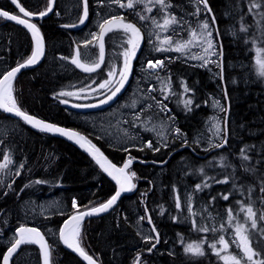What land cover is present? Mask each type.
<instances>
[{
  "label": "trees",
  "instance_id": "16d2710c",
  "mask_svg": "<svg viewBox=\"0 0 264 264\" xmlns=\"http://www.w3.org/2000/svg\"><path fill=\"white\" fill-rule=\"evenodd\" d=\"M93 1L89 0V19L95 15ZM181 1L172 0L174 8ZM207 2L211 13H205L210 23V16H215V28L219 31V36L216 37L218 51L222 50V56L218 59V64L222 65V68L217 69L219 77L215 80L206 69L182 61L165 60L166 57L160 54L145 53L142 59L141 51L138 50L136 59L141 58L143 62L135 63L134 58V66L142 65L150 59L164 58L166 68L160 72L169 74L170 80L176 81L178 77H182L184 82H188L193 104L189 107L191 110L185 109L170 101L165 93L163 96H167V99L161 97L159 100H163L170 108L169 114L172 118L175 117L180 133L169 136L166 143L155 142L149 135H143L145 143L152 142V148L137 142L136 145L127 147L128 151L116 147L92 131L85 121L86 116H82L88 112L87 107H74L78 104H95L110 94L109 90L105 89L104 96L97 98L104 90L93 91L98 83L105 80L104 69L110 67L108 64H104L99 72L85 73L71 63L77 48L80 49L82 62L94 60L93 55H87L85 52H95L97 47H83V41L91 39V36L87 38L86 32L83 31L87 20L80 24L81 12L77 7L69 9V0H56L53 13L35 22L44 37L45 56L37 67L22 71L15 78L13 94L18 106L42 120L81 133L117 166H121L129 156L136 160L131 165V170L137 174V178L133 180L136 188L122 196L117 206L108 214L88 219L81 224V246L99 264H133L138 253L146 264H222L208 249L207 244L204 245L207 254L203 257H192L184 253L185 244L198 242L205 237L209 241L215 238L212 233L193 230L192 220H198L197 215L190 216L186 210L187 197L191 196L193 212L205 207L218 220L223 217V212L228 207L238 211L236 200H247V192L241 196L239 191L233 189L231 180L227 184L209 180L211 186L203 188L202 191L196 190V184L202 183L205 177L223 180L230 176L233 169L223 167L230 164L236 167L239 179L235 180V183L238 186L243 184L246 189L257 185L258 180L240 168V149L246 145L249 146L248 154L252 157L250 163L264 171V77L259 75L256 64V49L264 48V44L260 43V32L257 30L255 18L248 13V0ZM20 3L32 12L42 11L47 6V0H20ZM0 9L17 14L8 0H0ZM120 11V15L136 24L132 10ZM137 23L141 27L138 21ZM71 24L77 26H63ZM242 24L249 27L247 33L240 30ZM253 36L257 39L255 45L251 39ZM118 39V31L109 33L105 39L106 63L116 64L117 69L121 52L125 49L124 47L121 51L115 50ZM32 50L31 39L23 29L0 19V57H4L0 74L18 63H23ZM261 55L264 56V53ZM65 57L68 59H64ZM81 88L85 91L81 92ZM61 92H71L73 95L61 96ZM213 95L219 96L223 109H228L226 121L225 110L222 113L225 130L223 135H227L228 144L219 149L213 146H197L194 139V135L203 131V121L210 114L208 98ZM116 98L121 99L119 96ZM62 100H67L68 103H61ZM0 116L12 123L2 138L7 142V148L11 149L13 161L8 166V171H11L13 176L1 184L0 190V234L3 237L0 240H4L20 225H33L47 235L50 264H83L75 254L59 244L51 230L59 228L68 216L77 212V209L71 208L73 200L77 202L79 211H85V206L91 208L107 201L115 191L114 185L89 157L71 144L1 113ZM155 148L160 150L154 151ZM222 157L225 159L222 160ZM257 161L261 163L257 164ZM159 163L163 165L158 166ZM20 164L24 167L20 168ZM17 171L20 172L18 176ZM256 175L259 176V172ZM36 180L47 183H33ZM229 193V200H223L222 195ZM48 195H58L63 199L65 210L62 213L41 215L38 211L28 214V220L18 213L17 206L22 201L32 197L42 200L41 198ZM260 195L257 187L253 199ZM176 196L181 199L180 209L176 208ZM212 197L216 199L213 200ZM257 207H260L258 199ZM146 209L160 239L151 253L146 251L150 245L145 242L131 247L137 241L136 236L140 234L137 230V217L145 216ZM142 223L150 229L147 220ZM141 235L145 236L142 233ZM4 251V246L0 243V264ZM29 259L39 264L38 252L34 245L22 246L11 264H24V261Z\"/></svg>",
  "mask_w": 264,
  "mask_h": 264
},
{
  "label": "snow or ice",
  "instance_id": "6c2138e0",
  "mask_svg": "<svg viewBox=\"0 0 264 264\" xmlns=\"http://www.w3.org/2000/svg\"><path fill=\"white\" fill-rule=\"evenodd\" d=\"M195 4V10L188 15L197 17L196 23H193L185 18V16H177L171 9L174 8L172 0H110L111 4H116L119 8L133 10L135 15L139 17L141 21H151L152 25L159 30V32L168 33V35L160 37L159 33L156 34L158 44H154V50L157 52H176L182 55L189 54L191 48L198 47L202 49V56H190L192 59H200L203 63L201 66H206L207 64L213 62L210 60L212 56H222V50L220 52L216 51V38L213 37V29L216 24V18L213 15L211 17V23L205 18L204 20H199L198 17L202 12L211 13V8L208 6L207 0H192ZM11 3L18 9L17 14H10L8 11L0 10V17H3L9 21H14L18 25H22L27 29L34 41V48L31 55L23 62L18 63V66L12 68L0 74V109H3L6 113H14L17 117H20L28 124L33 127L38 128L42 132L47 133H59L62 136H66L69 139H75L82 148L86 147L96 164L107 173L118 186L115 193L107 199L106 202L100 203L98 206L87 208L85 206V211H79L77 202L73 200L72 208L77 209V212L70 215L64 222L63 226L59 228V240L63 242L69 249H73L78 252L87 264H98V261L93 258L92 255L88 254L87 251L81 246V224L85 217H91L94 214H100L111 209L121 197L122 193L132 191L136 188V184L133 180L137 178L135 171L131 170V165L133 164L134 157L129 156V158L124 161L122 166L117 167L116 164L112 163L104 153L89 139L81 135L79 132L67 130L58 127L54 124L47 123L43 120L36 118L33 115L28 114L23 111L19 106L18 102L14 96V86L13 82L17 76V73L21 71L22 68L30 65L36 64L41 57L45 54V41L41 34V30L36 23L31 22L32 17H40L48 15L53 11V6L55 0H47V6L44 10L39 12H32L27 10L21 3L20 0H11ZM99 4H104L105 0H98ZM201 5L203 6L201 8ZM140 7L139 11L136 9ZM153 9H156L157 15H145L144 13H152ZM248 13L252 14L255 18V23L257 30L260 32L261 40L260 43L264 44V0H248ZM22 14V15H21ZM89 17V0H83L82 3V16L79 18V23L83 24L85 20ZM243 19V17H241ZM64 27H76L77 25H63ZM241 31L247 33L249 27L247 25H241ZM121 32V43H126V47L122 53L123 55V67L117 73L116 69L113 67L108 72V79L103 82L98 83L97 88L93 91L108 89L110 94L106 96L105 99L100 100V104L108 103L113 100L124 88L125 83L128 80V76L132 70V60L136 58L137 51L141 47V43L144 39V35L141 27L137 24L127 20L124 15L114 14L109 18H105L102 23L99 24V32L92 33L91 39H85L83 41V47L87 48L89 46L97 47L99 49L98 58L96 60H90L88 62H82L80 49L77 48L75 56L71 59V63L77 68L81 69L85 73L96 72L97 69L101 67L104 63L105 57V36L113 32ZM217 31V37L219 36V31ZM181 33H186V38L181 36ZM252 43L255 45L257 39L255 36L252 38ZM248 42L247 40L245 41ZM257 57L256 64L258 66L259 75L264 77V48L256 49ZM64 59H68L65 57ZM171 58L166 57L165 60L170 61ZM165 60L157 59L155 61H147L146 69L149 71L150 75H156V78L160 80L158 74L152 70H163L166 68ZM217 67H221V64H217ZM119 75L120 79L116 81L114 87L113 80ZM221 78L222 75H221ZM170 81V77L167 78ZM96 83V81H93ZM89 87H91L89 85ZM81 92L85 91L84 88L80 89ZM184 91L190 92L191 89L187 88L185 85ZM61 96H72L71 92H61ZM225 96L227 93L225 92ZM151 99L156 101V104L160 107L161 111L167 110V105L163 103V100H156L155 97ZM167 99V96L164 97ZM61 103L67 104V100H62ZM185 106L188 107L193 104V100L188 98L184 101ZM219 106V101L215 102ZM136 102L133 101L132 107H135ZM96 105L89 104H78L74 107H95ZM198 106V105H197ZM149 108L152 105H148ZM143 110V109H142ZM189 110H191L189 108ZM225 109L221 108V111ZM135 119H140L139 115H136ZM225 130L221 129L219 125H216L217 136H220V142L213 145L215 148H223L228 144V137L226 134L221 136V132ZM176 133H180V129H175ZM185 143H187L185 141ZM146 147L152 148V142L148 141ZM249 146H245L240 149L239 159L241 161L240 168L244 173L255 177L258 180L257 185H252L244 188L243 184L237 185L235 180L239 179L236 174L235 165L225 164L223 167H231L233 169L230 176H226L223 180H216L215 177H205L202 183L196 184L195 188L198 191H202L203 188H208L211 185L208 183L209 180H213L215 183L227 184L232 181V187L236 191H239L241 196L247 192V200L239 199L236 200V204L239 205V210L232 207H228L225 210V215L221 217L220 223L216 224H203L198 223L196 220H192V228L194 231L202 233H212L215 237L214 240L209 241L207 237L201 239L195 243H188L184 245V253L186 255H191L192 257H203L205 256L206 250L204 245L207 244L208 249L211 250L212 254L217 257L222 264H264V171L258 169L255 165L251 164L252 157L248 154ZM143 151V148L140 149ZM154 151H159V148L153 149ZM124 151H128L127 148ZM3 162L0 163V170L8 168L10 164L13 163L11 157L8 154H3ZM225 159L224 157L221 158ZM249 162V163H244ZM260 164L261 161H257ZM20 168L24 165L20 164ZM202 171V170H201ZM259 172V176L256 174ZM16 175H20L17 171ZM33 183H47V181L36 180ZM28 185H25L27 187ZM11 188V185L8 186ZM261 195L257 198L259 200L260 207H257V199H253V193L257 190ZM23 191V189H21ZM146 195V194H144ZM229 194L222 195V199L229 200ZM213 200L216 197H212ZM176 208L180 209L182 207L181 199L179 196L175 197ZM186 203L188 204V212L190 216L199 215V213L193 212L191 206V196L187 197ZM161 211L163 212V207L161 206ZM209 219H215L208 214ZM141 221L147 220L149 224L152 223L151 216L146 215L139 217ZM175 219V218H174ZM187 219V217H186ZM152 231L155 232V236H144L143 240L146 244L150 246L146 249L148 253H151L156 245L160 242L159 233L156 232L153 226ZM218 234V235H217ZM183 242V238H181ZM26 245H38L40 253L43 256V264H50V245L45 239V235L41 233L38 228L27 227L25 225H20L15 229V236L10 242V246L7 247L6 253L2 256V264H10L13 261L15 255L19 253L22 246ZM235 249V250H233ZM133 264H146L142 260L141 254L138 253L133 260Z\"/></svg>",
  "mask_w": 264,
  "mask_h": 264
},
{
  "label": "rangeland",
  "instance_id": "374dc122",
  "mask_svg": "<svg viewBox=\"0 0 264 264\" xmlns=\"http://www.w3.org/2000/svg\"><path fill=\"white\" fill-rule=\"evenodd\" d=\"M82 3H83L82 0H69V4L67 6H70L69 9H74V6H76L77 9L81 12V16H82ZM93 5L95 6V7L93 6L95 11V15H94L95 17L92 23L84 24L85 26L83 31L87 33V34L85 33L87 38L91 36L90 33H98L97 31L91 32L93 30L90 29L92 25H96L97 27H99V24L102 23L105 18H109L111 15L114 14H120L121 13L120 10H123L122 8H119L118 5L111 4L110 0H105L104 4H99L98 0H94ZM202 7L203 6L201 5V8ZM139 10L140 7L136 9V11ZM194 10H195V4L192 2V0H182L177 5L176 8L171 9V11H173L178 17L185 16L187 20L193 23V26L196 23L197 17L188 15V13H191ZM132 14H133V18L134 19L136 18L135 20L137 26L140 27L137 23L138 21L142 29L144 30L143 33L144 40L142 41L141 47L139 49L142 54V59H143V54L145 53L160 54L164 57L171 58L170 60L172 61L173 60L182 61L184 63L195 65L201 69H206V71L208 70L211 73V75L215 77V80H217V78L219 77L218 76L219 71H217L219 56L210 57V60L213 62L202 67L201 64L203 62L200 59L190 58V56L203 55L202 49L198 47L191 48L190 53L184 55L176 52H157L154 50L153 47L154 44H158L156 34L159 33L160 37L163 38V36L168 35V33L159 32V30H157L152 25L151 21L139 20V17L134 14L133 10H132ZM144 14L157 15V18H159L156 9H153L152 13H144ZM205 18L209 20L205 12H202L201 15L198 17L199 20H204ZM107 36L108 34L105 36V39ZM181 36H184L186 38V33H181ZM118 37H119L118 39L119 41L115 46V50L121 51L124 49V47L125 48L128 47V45L126 43L124 44L121 43V39H120L121 32L119 31H118ZM213 37L216 38L214 29H213ZM123 51L121 52V56L118 64L119 69H117L115 66L116 64H112V62L106 63L107 54L105 53L104 63L101 65V67L104 64H108V66H110L108 69L107 68L104 69L105 79H108V72L113 67L116 69L117 73L123 67V55H122ZM216 51L219 52L217 43H216ZM86 52L85 54L87 55H93L94 60L98 58V52H99L98 46L95 52L92 51L87 53ZM115 55L116 53L114 54V56ZM155 60L157 59H154L152 61ZM160 60H164V58ZM137 61L139 63L143 62L141 58H139ZM131 63H132V70L128 76V80L125 83V86L122 89V91L117 95L121 97V99L117 100L116 98L117 96H116L113 100L109 101L108 103L100 104L99 102H97L95 104H92L96 106L87 107L88 112H85L82 116H86L85 121L90 125L89 127L92 129L93 132H95L97 136L99 135L100 137H103V139L112 142L116 147L119 148L131 147L133 145H136L137 142H139L141 145H146L147 143H145L143 135H149L151 138H153V140H155V142L166 143L169 136L178 134L175 132V129H177L176 119L175 117L172 118L170 116L169 114L171 113L170 108L167 107V110L161 111L160 107L156 104V101L151 99V97H155L156 100H159L161 97H164L163 95L165 93H167L168 99L170 98V101H173L178 105H180L181 107L187 109L190 106L186 107L184 101L188 98H191L190 97L191 91L186 93L184 91V87L186 85L187 88H189V84L188 82L187 83L184 82V79L182 77H178L176 81L173 80L169 81L167 79L168 77H170L169 74L161 73L160 69L152 70L153 72L158 74L159 77L161 78L160 80H158L156 78V75H150L149 71L146 69L147 61L142 65L140 64L136 66H134V62ZM101 67L97 69L96 72H99ZM119 79L120 77L117 74V76L113 80V85H111V87H114L116 81H118ZM104 94H105V89L102 94L97 96V98L103 97ZM133 101L136 102L135 107L131 106ZM216 101H219V106L216 105L215 103ZM148 105H152V107L149 108ZM207 105L209 107L210 114L203 121V131H200L199 133L194 135L195 137L194 139L197 143L207 140L208 143H210L209 145L213 146L214 144L220 142V136H217L214 133L216 132L217 124L221 129H223V123H222L223 111H221V108H223V103L221 99H219V96L213 95L208 98ZM136 115H139L140 119H135ZM11 126L12 123H10L8 120L6 119L4 120L0 118V163L3 162V158H2L3 154L6 153L10 157H12L11 149L7 148L6 145L7 142L4 141V139L2 138L4 135H6V131ZM222 135L223 132H221V136ZM201 145H205V144H201ZM201 145L199 144V146ZM8 170L9 168L0 170V190H1V184L7 182L13 176V173L11 174V171ZM52 196L54 195H48L44 198H41L42 200H37L36 197L26 199L17 206L18 213L21 216H23V218L26 220L29 219V216L27 217L28 214H34L38 211L40 212L41 215H49V214L52 215L55 213H62L65 210L63 199L58 195H55L54 197ZM206 209L207 208L204 207L200 210H194V212L199 213V215H197L198 223L216 224L218 226L222 216L219 217L218 220L216 218L209 219L208 218L209 213L211 214V217H215V215L210 210H206ZM224 215H225V211L223 212V216ZM139 217L141 216L137 217V221L139 224V226H137V230L140 234L136 236L137 241L135 242V244L131 245V247H135L136 244L138 243L141 244L144 242L143 240L144 236L141 235V233L144 234L145 236H149L152 233L150 229L147 228L148 225H143ZM205 219H208V221ZM58 229L59 228L57 229L53 228L51 230L53 236H56V234H58ZM1 235L2 234H0V239L3 238ZM12 239H13V234H10L6 236L4 240H0V243L4 242L6 245H9ZM24 264H35V260L29 259L28 261H24Z\"/></svg>",
  "mask_w": 264,
  "mask_h": 264
},
{
  "label": "water",
  "instance_id": "95a60500",
  "mask_svg": "<svg viewBox=\"0 0 264 264\" xmlns=\"http://www.w3.org/2000/svg\"><path fill=\"white\" fill-rule=\"evenodd\" d=\"M8 1H9V3L12 5V7L14 8V10L18 13V9L16 8V6L13 5V4L11 3V0H8ZM55 3H56V0H55ZM54 8H55V4H54V6H53V11H54ZM0 10H2V9H0ZM53 11L50 12L48 15L44 16L43 18H40V17H38V16H36V17H32V18H31V22L34 23L35 21L43 20V19L49 17V16L53 13ZM10 14H12V13H10ZM21 15H22V14H21ZM211 17H212V16H210V19H211ZM0 19H3L4 21H6V22H8V23L14 24V25L20 27L21 29H23V30L29 35V37H30V39H31V41H32L33 48H34V41L32 40L31 34H30V32H29L27 29H25L22 25H18V24H17L16 22H14V21H9V20H7V19H5V18H3V17H0ZM214 30H215L216 37H217V31H216V28H215V27H214ZM45 51H46V47H45ZM44 56H45V54H44ZM44 56L41 57V59H40L36 64H34V65H30V66H26V67L22 68L21 71H20L19 73H17V75L20 74L22 71L30 70V69H33V68L37 67V66L43 61ZM15 67H17V66H15ZM15 67H13V68H15ZM11 69H12V68H11ZM11 69H10V70H11ZM8 71H9V70H8ZM0 112L4 113L5 115L9 116L10 118H13V119H16V120L22 121V122L25 123L27 126L33 128V129L39 130L38 128L33 127L32 125H30V124H28L27 122H25V121H24L23 119H21L20 117H17L14 113H6V112L3 111V109H0ZM35 117H36V116H35ZM224 117H225V121H226V120H227V117H228V109L225 110V115H224ZM36 118H38V117H36ZM38 119H40V118H38ZM40 120H42V119H40ZM43 121H45V120H43ZM45 122L50 123V122H48V121H45ZM51 124H54V123H51ZM54 125H56V126H58V127H61V128H64V129H67V130H71V131H75V132H77L76 130H73V129H71V128H67V127L59 126V125H57V124H54ZM39 131H40V130H39ZM41 132H42V131H41ZM44 133H47V132H44ZM47 134H50V135L56 136V137H58V138H60V139H62V140H64V141H66L67 143H69V144H71L72 146H74L76 149L80 150V151H81L83 154H85L87 157H89V158L94 162V164L98 167V169L100 170V172L106 177V179H108V180L114 185V187H115V191H116V189H117L118 186L116 185L115 181H114L110 176H108L107 173L103 172V170L99 167V165L96 164V162H95V160L93 159V156L91 155V153H90L88 150H86V147H85V148H82L78 143H76L75 139H69L68 137H66V136H62V135H60L59 133H47ZM80 134H81V133H80ZM81 135H82V134H81ZM83 136H84V135H83ZM86 138H87V137H86ZM87 139H88V138H87ZM92 143H93V142H92ZM93 144H94V143H93ZM97 147H98V146H97ZM98 148H99V147H98ZM216 149H219V148H216ZM104 155H105V154H104ZM105 156H106V155H105ZM106 157H107V156H106ZM107 158H108V157H107ZM135 162H136V160L133 161V164H134ZM162 165H163V163H159V164H158V166H162ZM121 166H122V165H121ZM117 167H120V166H117ZM115 191H114V193H115ZM129 192H130V191H129ZM129 192L122 193L121 197L117 200L116 204H115L111 209H109L108 211L103 212V213H100V214H94V215H92L91 217H85L84 220H83L82 222H84V221H86V220H88V219H92V218H96V217H100V216H104V215L108 214L109 212H111V211L117 206V204L119 203V201H120V199L122 198V196L128 194ZM114 193H113V194H114ZM105 202H106V201H105ZM73 214H75V213H73ZM73 214H71V215H73ZM67 218H68V217H67ZM67 218H66V219H67ZM66 219H65V220H66ZM65 220H64V221H65ZM64 221H63V222H64ZM25 226H27V227H34V226H30V225H25ZM62 226H63V223L60 225V227H62ZM60 227H59V228H60ZM149 227H150V229H151V231H152V228H153L152 224H149ZM35 228H36V227H35ZM39 230H40V229H39ZM40 231H41V230H40ZM41 233L43 234L42 231H41ZM152 234H153V236H155L156 233L152 231ZM14 236H15V230H14ZM45 239H46V237H45ZM46 241H47V240H46ZM58 241H59L60 245H61L64 249H66V250L70 251L71 253L75 254V255L81 260V262H82L83 264H87V261H85V260L83 259V257H81V256L79 255L78 252L74 251L73 249H69L66 245L63 244L62 241L59 240V233H58ZM35 246H36V248H37V250H38V252H39V261H40V264H43V256H42V254L40 253L39 246H38V245H35ZM6 251H7V249L4 251V253H6ZM4 253H3V254H4ZM14 257H15V256H14ZM1 264H2V259H1ZM10 264H11V262H10ZM98 264H99V263H98Z\"/></svg>",
  "mask_w": 264,
  "mask_h": 264
},
{
  "label": "flooded vegetation",
  "instance_id": "af4514ba",
  "mask_svg": "<svg viewBox=\"0 0 264 264\" xmlns=\"http://www.w3.org/2000/svg\"><path fill=\"white\" fill-rule=\"evenodd\" d=\"M9 32H11V31L9 30ZM137 60H138V59L135 58V63L138 62ZM3 62H4V57L2 56V57H0V65H2ZM3 73H4V72H3ZM0 118H1V119H5L3 116H0ZM3 246H5V245H3Z\"/></svg>",
  "mask_w": 264,
  "mask_h": 264
},
{
  "label": "bare ground",
  "instance_id": "6f19581e",
  "mask_svg": "<svg viewBox=\"0 0 264 264\" xmlns=\"http://www.w3.org/2000/svg\"><path fill=\"white\" fill-rule=\"evenodd\" d=\"M95 7V6H94ZM95 17V16H94ZM221 57V56H220ZM149 61V60H148ZM220 63H221V58H220Z\"/></svg>",
  "mask_w": 264,
  "mask_h": 264
}]
</instances>
